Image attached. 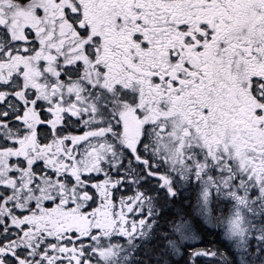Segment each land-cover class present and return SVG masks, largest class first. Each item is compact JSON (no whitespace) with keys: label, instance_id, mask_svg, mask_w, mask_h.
<instances>
[{"label":"snow or ice","instance_id":"6c2138e0","mask_svg":"<svg viewBox=\"0 0 264 264\" xmlns=\"http://www.w3.org/2000/svg\"><path fill=\"white\" fill-rule=\"evenodd\" d=\"M0 264H264V0H0Z\"/></svg>","mask_w":264,"mask_h":264}]
</instances>
